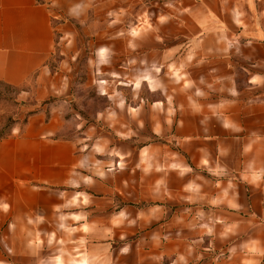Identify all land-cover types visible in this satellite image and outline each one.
Returning <instances> with one entry per match:
<instances>
[{
    "label": "crops",
    "instance_id": "crops-1",
    "mask_svg": "<svg viewBox=\"0 0 264 264\" xmlns=\"http://www.w3.org/2000/svg\"><path fill=\"white\" fill-rule=\"evenodd\" d=\"M62 2L0 0L1 82H44ZM167 5L120 40L165 96L133 107L146 145L98 167L45 108L0 138V264H264V0Z\"/></svg>",
    "mask_w": 264,
    "mask_h": 264
},
{
    "label": "rangeland",
    "instance_id": "rangeland-1",
    "mask_svg": "<svg viewBox=\"0 0 264 264\" xmlns=\"http://www.w3.org/2000/svg\"><path fill=\"white\" fill-rule=\"evenodd\" d=\"M168 1L63 0L53 13L56 43L44 82L16 87L0 81V136H9L14 127H23L31 113L45 108L47 116L53 111L62 113L66 120L63 135H78L83 142L80 147L95 152V165L101 168L117 166L109 159L116 154L117 142L133 151L151 141L155 134L149 124L133 123V115L140 113L133 107L141 105L142 114L147 113L152 101L165 96L152 93L136 76L138 70L122 52L120 40L143 35L155 20L156 9H164ZM37 90L44 92L40 99L32 94ZM112 122H125L121 126L125 131L117 132ZM150 226L142 223L141 230ZM69 229L70 224L62 223L63 231ZM65 253L69 257L67 247ZM81 260L79 264L85 261Z\"/></svg>",
    "mask_w": 264,
    "mask_h": 264
},
{
    "label": "trees",
    "instance_id": "trees-1",
    "mask_svg": "<svg viewBox=\"0 0 264 264\" xmlns=\"http://www.w3.org/2000/svg\"><path fill=\"white\" fill-rule=\"evenodd\" d=\"M3 136H0V138H2Z\"/></svg>",
    "mask_w": 264,
    "mask_h": 264
}]
</instances>
